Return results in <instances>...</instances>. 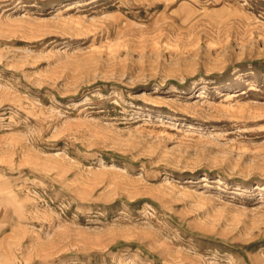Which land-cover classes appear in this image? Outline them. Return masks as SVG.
Wrapping results in <instances>:
<instances>
[{"label":"rangeland","instance_id":"obj_1","mask_svg":"<svg viewBox=\"0 0 264 264\" xmlns=\"http://www.w3.org/2000/svg\"><path fill=\"white\" fill-rule=\"evenodd\" d=\"M0 264H264V0H0Z\"/></svg>","mask_w":264,"mask_h":264}]
</instances>
